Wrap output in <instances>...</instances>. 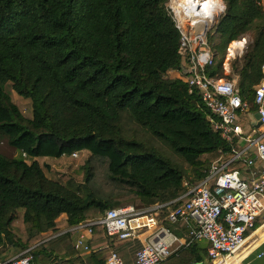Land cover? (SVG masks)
Instances as JSON below:
<instances>
[{"label": "trees", "instance_id": "trees-1", "mask_svg": "<svg viewBox=\"0 0 264 264\" xmlns=\"http://www.w3.org/2000/svg\"><path fill=\"white\" fill-rule=\"evenodd\" d=\"M222 2L224 13L208 37L216 63L205 72L235 76L253 114L254 87L264 78V7L262 0ZM167 3L0 0V143L16 153H0V255L14 247L31 264H84L74 234H60L63 228L124 205L168 203L165 215L181 204L171 202L185 194L184 183L199 182L238 149L237 140L228 143L213 129L199 95L168 77L188 75L191 61ZM246 35L251 42L241 64L225 75L228 45ZM7 85L29 103L13 102ZM73 146L90 151L83 182L49 179L37 158L56 159ZM244 165L245 157L228 170ZM204 242L181 247L163 264H210ZM113 243L94 227L90 264H106L112 253L136 264L139 240Z\"/></svg>", "mask_w": 264, "mask_h": 264}, {"label": "built area", "instance_id": "built-area-1", "mask_svg": "<svg viewBox=\"0 0 264 264\" xmlns=\"http://www.w3.org/2000/svg\"><path fill=\"white\" fill-rule=\"evenodd\" d=\"M166 6L180 34L181 52L190 57L191 67L184 72L188 75L181 76L188 92L199 95L210 113L213 129L226 142L243 139L245 146L215 162L199 182L184 183L185 194L171 202L182 201L181 204L167 210L164 217L162 211L168 203L148 208L129 205L107 210L103 216L82 222L67 232L76 236L73 246L81 253H90L88 242L96 226L102 227L115 244L139 240L142 248L136 254V264H163L181 247L205 241L209 262L225 264L244 246L247 234L254 231L257 217L264 211V78L254 87L255 113L259 115L255 123L259 122L260 127L253 137H247L248 132L255 130L244 120L248 106L238 94L236 81L205 72L216 63L208 37L214 35L215 25L224 13L222 0H168ZM246 49L245 37L228 45L222 64L225 75L230 71V62ZM250 151L255 152L254 157H247ZM244 157V166L257 169L251 180L242 177L238 170H228L231 162ZM162 219L169 225L183 223L185 237L174 235ZM4 264H31V256L25 251ZM106 264L123 261L112 253Z\"/></svg>", "mask_w": 264, "mask_h": 264}, {"label": "rangeland", "instance_id": "rangeland-1", "mask_svg": "<svg viewBox=\"0 0 264 264\" xmlns=\"http://www.w3.org/2000/svg\"><path fill=\"white\" fill-rule=\"evenodd\" d=\"M262 5L264 7V0H262ZM245 38L247 41V48H248L251 42L250 35H246ZM214 40H216V38H214ZM246 50L241 55L236 56L235 59H233L230 62V67L232 66L234 62H236V64L238 65L241 64L240 59L245 54ZM182 74L177 73V76L181 78V76H183ZM230 74H231V70L229 71L227 75L229 76ZM175 77H176L175 75H171V79ZM231 77H232V80L236 81L235 76L231 75ZM6 91L10 95V98L13 102H20L21 104L29 103L28 100H23L19 98L12 91V89L10 88V85L6 86ZM0 153L9 158L16 156L15 151L7 145L6 141H3L0 143ZM73 154H75L76 157H73ZM89 155H90V151L88 149L84 147L81 148L78 146H73L70 152H66L59 158L53 159V158H48V157H40V158H37V161L39 162V164L47 166L44 169H45V174L49 179L59 181L62 184L68 181L81 184L83 182V167ZM124 206H129V205H124ZM124 206H121V207H124ZM131 206H134V205H131ZM162 217H164V215H162ZM162 224L166 227L167 226L169 227V224L165 222L163 219H162ZM113 244L115 246L118 245L115 243ZM243 247L236 254H234L231 258L226 260L225 264H244L242 260L243 258L241 255V253L244 251Z\"/></svg>", "mask_w": 264, "mask_h": 264}, {"label": "crops", "instance_id": "crops-1", "mask_svg": "<svg viewBox=\"0 0 264 264\" xmlns=\"http://www.w3.org/2000/svg\"><path fill=\"white\" fill-rule=\"evenodd\" d=\"M169 78H171V75H175L177 79H181L180 77L177 76L176 72H169L168 73ZM254 114H246L244 115V120L248 122L250 125L254 127V132H248L247 137H253L257 133L256 128V123H255V118ZM245 127V125L243 126ZM238 148L241 149L245 146V143L243 139H239L237 141ZM251 154L252 157L255 156V152L250 151L248 155ZM242 177H244L247 180L253 179L256 174H257V169L256 168H247L244 166L241 170H238ZM64 218V217H62ZM256 222H258L259 226L252 232L247 235L245 244H244V251L241 253L242 255V260L244 264H264V211L257 217ZM170 230L174 235L179 237L180 239H183L185 237V234L187 232L185 226L181 225H169ZM69 228H63L60 234H65ZM73 236V242L76 239L75 235ZM205 243V242H204ZM206 244V243H205ZM17 251V252H16ZM21 254L19 250H17L14 247H9L7 250H5L1 255H0V264H4L9 262L11 259L15 258ZM78 257L82 260L84 264H90L92 263L89 259L90 253H81L77 252ZM261 255V256H260Z\"/></svg>", "mask_w": 264, "mask_h": 264}, {"label": "water", "instance_id": "water-1", "mask_svg": "<svg viewBox=\"0 0 264 264\" xmlns=\"http://www.w3.org/2000/svg\"><path fill=\"white\" fill-rule=\"evenodd\" d=\"M254 118H255V121H257L259 119V115L257 113L254 114ZM260 127V123L257 122L256 123V128H259Z\"/></svg>", "mask_w": 264, "mask_h": 264}]
</instances>
